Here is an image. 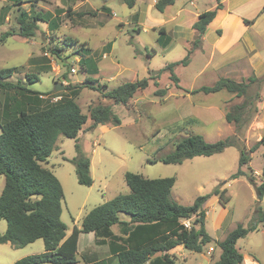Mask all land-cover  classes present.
<instances>
[{
	"label": "rangeland",
	"instance_id": "obj_1",
	"mask_svg": "<svg viewBox=\"0 0 264 264\" xmlns=\"http://www.w3.org/2000/svg\"><path fill=\"white\" fill-rule=\"evenodd\" d=\"M152 3L153 0H138L136 7L128 8L119 0H0V37L6 32L10 33L5 39H0V70L15 68L12 76L3 80L4 82L52 95L56 84L63 85L64 90V87L85 84L86 78H98V83L106 85L108 90L126 82L150 79L148 87L137 92L127 106L115 105L112 100L104 98L91 88L96 84H87V87L79 90L76 103L84 115L88 116V110L92 106H109L120 119V125L109 126L104 131H89L91 121L87 120L76 140L58 137L57 148L48 158L46 166L53 171L63 189L61 219L70 232L73 220L80 226L79 220L86 208L98 206L103 198L110 200L119 194H127L129 189L123 178L126 172L148 179L175 178L171 197L184 206L191 205L198 196L211 194L227 181L220 189L226 190L223 197L228 201L222 204L218 197L211 196L204 204L205 229L212 238L211 243L201 253L183 249V252L175 250L171 254L175 264H214L220 253L216 243L237 225L247 227L252 224L256 212H264V197L260 201L257 199L246 177L229 180L238 167L239 150L236 147L228 148L221 155L195 157L180 165L163 164L160 160L173 151L176 142L188 135L207 133V140L215 142L237 133L233 124L217 117L210 122L211 126L205 132V124L195 122L188 112H192V105L198 102L216 105L223 101L227 112L233 105L243 101L231 94L224 96L223 93H227L224 91L211 95L191 93L192 89L211 80L207 76L205 79L196 76L207 62L210 40L217 37L215 27L226 28L225 20L220 17L209 29L210 32L206 31L204 54L194 50L190 55L189 66L179 65L173 68L179 79L177 88L170 81L169 72L160 71L166 65L179 62L186 56L187 50L191 48L192 42L186 46V41L194 34L191 25L196 21L195 14L213 9L216 1L174 0V4L166 7L162 13ZM137 7L140 9L139 13L136 11ZM20 12L27 13L30 17L39 13L46 18H53L58 29L50 31L45 23L38 22L34 36L22 38L16 35V18ZM78 13L82 16L79 17ZM160 28L164 29V39L169 40L165 49L157 41ZM261 28H264V15L257 24V30ZM65 39L76 41L77 44L70 45L64 42ZM79 44H86L91 58L98 60V77L88 76L81 69V60L85 54L78 51ZM107 44H110V53L103 49ZM102 53L107 55L100 59ZM27 75L39 79L28 84ZM231 79L243 81L235 77ZM157 89H165L166 93L162 97L155 96ZM261 91L264 93V85L253 84L249 88L251 95L260 94ZM15 93L23 92L4 91L0 88V111L8 97L19 100V94L15 96ZM71 94L68 90L63 93ZM19 101L18 105L25 109L22 99ZM10 102L14 106L15 102ZM248 126L237 133L239 144L246 148L263 136L260 130H255V126L247 132ZM76 143L80 146L81 154L88 156L92 162L90 172L93 183L90 187L77 183L74 167L66 161L77 156ZM263 166L264 147L251 155L249 168L253 173H260ZM217 176L221 179H217ZM256 177L259 181L260 176ZM3 183L4 176L0 175V190ZM85 197L86 201L83 202ZM121 217L122 220H129V216L125 214ZM5 229V221L0 220V233ZM113 231H117V226L113 227ZM236 248L242 254L244 262L264 264L263 229L258 226L256 231L240 239ZM43 251L42 240L20 249L0 244V264H13L25 256ZM87 254H91L92 259H88ZM107 255L108 246H96L92 235L83 234L78 242L75 264H97ZM105 260L106 264H117V260L113 258Z\"/></svg>",
	"mask_w": 264,
	"mask_h": 264
},
{
	"label": "trees",
	"instance_id": "obj_2",
	"mask_svg": "<svg viewBox=\"0 0 264 264\" xmlns=\"http://www.w3.org/2000/svg\"><path fill=\"white\" fill-rule=\"evenodd\" d=\"M119 1L128 8L135 4V0ZM215 1V7L198 14L193 23L192 29L197 36L186 56L179 62L166 65L160 71H168L170 81L177 88L179 79L173 68L187 66L190 55L200 48L208 25L222 8L220 0ZM173 4L174 0H156L154 8L162 13ZM102 9L107 10L104 7ZM78 16L81 17L82 14L78 13ZM16 21V35L26 39L34 36L38 22L47 24L50 31L58 29L53 18H46L39 13L30 17L27 13L20 12ZM159 34L157 41L161 44L167 40L164 39V29H160ZM9 35L6 32L0 39L3 40ZM64 42L77 44L71 39H65ZM104 49L110 50V44ZM78 51L85 54L81 60V69L88 76L96 75L97 62L91 58L90 49L86 44H79ZM14 71L15 68L0 70V88L4 91L23 92L15 93V96L19 94V99H22L25 106V109L21 108L18 99L8 97L0 121V175L4 176V186L0 194V220L6 223L5 231L0 233V244H9L14 249H20L40 239L44 251L25 256L13 264H75L78 237L80 234L89 233L94 235L96 245L108 246L109 253L117 260V264H175L169 253L175 247L182 246L188 252L201 253L211 243L212 239L205 229L206 213L203 206L211 196L218 197L222 204L228 201L223 197L226 190L220 189L227 181L211 194L198 196L191 205L184 206L171 197L175 178L148 179L132 172L124 174V182L129 189L127 194H119L92 208L83 217L80 228L73 227L70 235L66 237V226L61 220L63 190L58 179L43 164L51 155L57 138L62 136L76 140L87 120L91 121L89 131L100 125H120V119L109 106H92L88 110V116L84 115L76 103L79 90L87 87V84H96L91 88L101 93L104 98L112 100L115 105L127 106L137 92L148 87L150 79L126 82L108 90L97 79L86 78L85 84L64 87L63 91L68 90L69 93L72 92L71 95H63V91L55 92L60 99L44 102L37 96L39 93L3 81L11 77ZM26 79L28 84L38 81V78L31 75H27ZM253 84L264 85V75L252 76L241 82L220 78L210 86L191 90V93L208 95L225 91L236 99L242 98L241 103L233 105L225 114L226 123L233 124L238 133L251 123L257 113L255 103L260 101V94H249V88ZM165 93V89H157L154 95L162 97ZM10 100L15 102L14 106H11ZM237 133L212 143L199 135H188L176 142L173 151L160 161L163 164L180 165L195 157H211L227 148L236 147L239 150L238 167L229 180L246 177L260 201L264 197V166L257 181L249 163L251 155L264 147V136L246 148L239 144ZM75 151L76 157L64 160L73 165L77 183L90 187L93 183L90 158L81 154L78 143ZM120 214L129 216V220H121ZM185 222L189 224L186 225ZM114 225L119 228L118 235L111 231ZM258 226L264 229V212L261 211L256 212L252 224L247 227L237 225L223 240L216 243L220 254L214 264H242L243 256L236 244L249 233L256 231ZM97 264H106V260Z\"/></svg>",
	"mask_w": 264,
	"mask_h": 264
},
{
	"label": "crops",
	"instance_id": "obj_3",
	"mask_svg": "<svg viewBox=\"0 0 264 264\" xmlns=\"http://www.w3.org/2000/svg\"><path fill=\"white\" fill-rule=\"evenodd\" d=\"M136 1H138V0H136ZM136 1H135V4L133 7H136ZM155 1L156 0H153V3H152L153 6L155 4ZM220 2L222 4V8L217 11L215 18L208 25L207 30H209L214 24H216L220 17H223V19L225 20L226 28L225 27L222 28L221 26L215 27L216 32L218 33V31H219V33L217 34V37H214L213 39L210 40V42H209L210 48L208 51L207 62L205 63L203 68H201L198 71V74L196 76V78L202 77L203 79H205V78L209 77L211 79L210 82H206V84H204L202 86H210L213 83H215L217 80H219L220 78H230L231 79L232 77H235L238 79L246 80L252 76L261 77L264 75V33H263L264 28L257 30L258 20L264 15V0H220ZM106 8H108V7H106ZM136 11H137V13H139L140 9H138V7H137ZM110 12L112 14V11H110ZM137 13L135 14V16L137 15ZM135 16L133 15L132 19H134ZM195 16L197 19L198 13H196ZM245 21L247 23H245ZM192 25H191V28H192ZM46 27H47V24H46ZM153 28L155 29V27H153ZM160 29H162V28H160ZM208 32H210V30ZM166 36H168V34ZM196 36H197V33L194 31L192 38L190 40L186 41V46L190 42L194 41ZM205 38H206V36H203L201 46H200V48L197 49V51H200L203 54L205 53V50H204ZM166 39L168 40V38H166ZM167 40H164V41H167ZM164 41L160 44V46H162L165 49L168 46V44H167L168 42L164 43ZM103 49H104V47H103ZM103 49H102V51H103ZM109 53H110V50H109ZM105 55H107V53H102L100 59L103 58ZM190 63H189V65H190ZM98 75H99V69H98V73L96 75H93V76L98 77ZM205 76H207V77H205ZM65 84H68V83L65 82ZM202 86H200V87H202ZM200 87H198V88H200ZM26 88L29 89L27 86H26ZM195 89H197V88H195ZM192 90H194V89H192ZM220 92H222V91H220ZM227 94H229V93H223L224 96ZM37 96L39 97L40 100H42L44 102H53V100L60 99L59 95H56V94L52 95V93H48V94L39 93V95H37ZM19 100H21V99H19ZM225 105L226 104H223V101H220L216 105L204 104V103L198 102L197 104L192 105V107H193L192 112H190V111H188V112H189V115L191 116V118H193L195 120V122H197L199 124H201V123L205 124V125H203L204 126L203 131L207 132V130H209V126H211V123L216 119V117L225 121V114H226ZM256 107H257V113L252 118L251 124H249L247 132H250L251 130H253L254 129L253 126H255V130H260V133L264 136V93L262 91L260 92V101L257 102ZM2 114H3V107L0 111V121H1ZM109 126H111V125H104V126L100 125V126L96 127L94 130L101 129V131H104V130H107V127H109ZM79 132H81V131H79ZM194 135H199L205 141L212 143L211 141L207 140V138H206L207 133L206 134L199 133V134H194ZM56 148H57V145L55 143L53 151ZM260 148H263V147H260ZM227 149H225V150H227ZM222 153L216 154V155H221ZM213 156H215V155H213ZM91 163L92 162L90 160V167H91ZM46 165H48V161H46V163L43 164V166L45 168L49 169ZM50 171L53 173L52 170H50ZM254 174L256 176H261V172L258 173L255 171ZM90 175H91V172H90ZM217 177H218L217 179H221L220 176H217ZM123 178H124V176H123ZM3 186H4V183L1 186L0 194L2 192ZM63 199H64V197H63ZM85 199H86V197L83 199V202L86 201ZM107 201H109V199L103 198L102 201L97 205L103 204L104 202H107ZM84 205H82V206H84ZM92 208H94V206ZM92 208H86L85 212L82 214V216L79 220L80 226H81V222H82L83 217ZM203 209H204V206H203ZM205 213H206V211H205ZM121 215L122 214H120V219L122 218ZM61 218H62V212H61ZM123 221H125V220H123ZM185 224H186V222H185ZM188 224L189 223H187L186 225H188ZM80 226L77 225L76 220H73V227H76L77 229H79ZM114 226H116V225H114ZM114 226L111 227V231L114 235H118L119 234V228L117 226V231L114 232L113 231ZM71 231H72V229L70 230V232H68L67 228H66V230H65L66 237H68L70 235ZM263 231H264V229H263ZM82 235L83 234L79 235L78 242H79V239ZM87 235L93 236L94 244L96 245L94 235L92 233H89ZM31 244H28L27 246H29ZM27 246H25V247H27ZM96 246H99V245H96ZM100 246H107V245L105 244V245H100ZM25 247H23V248H25ZM77 250H78V243H77ZM175 250H178L179 252H183L182 246H177L174 249H172L169 253L173 254ZM108 253H109V250H108ZM76 254H77V252H76ZM87 256L89 257L88 259H92L91 254H87ZM105 258L106 259L113 258L116 261V259L114 257H112L110 253ZM99 261H101V260H99ZM89 264H93V263H89ZM242 264H250V263L244 262V260H243Z\"/></svg>",
	"mask_w": 264,
	"mask_h": 264
},
{
	"label": "water",
	"instance_id": "obj_4",
	"mask_svg": "<svg viewBox=\"0 0 264 264\" xmlns=\"http://www.w3.org/2000/svg\"><path fill=\"white\" fill-rule=\"evenodd\" d=\"M63 90V85L61 84H56L55 87H54V91L55 92H60Z\"/></svg>",
	"mask_w": 264,
	"mask_h": 264
},
{
	"label": "built area",
	"instance_id": "obj_5",
	"mask_svg": "<svg viewBox=\"0 0 264 264\" xmlns=\"http://www.w3.org/2000/svg\"><path fill=\"white\" fill-rule=\"evenodd\" d=\"M72 71H74V70H72ZM57 100V99H56ZM56 100H53V102H55Z\"/></svg>",
	"mask_w": 264,
	"mask_h": 264
}]
</instances>
